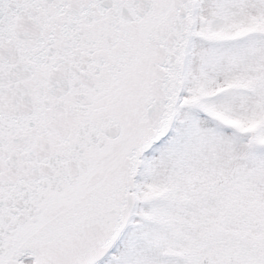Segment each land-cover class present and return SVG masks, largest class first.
<instances>
[{
	"label": "snow or ice",
	"instance_id": "snow-or-ice-1",
	"mask_svg": "<svg viewBox=\"0 0 264 264\" xmlns=\"http://www.w3.org/2000/svg\"><path fill=\"white\" fill-rule=\"evenodd\" d=\"M0 264H264V0H0Z\"/></svg>",
	"mask_w": 264,
	"mask_h": 264
}]
</instances>
